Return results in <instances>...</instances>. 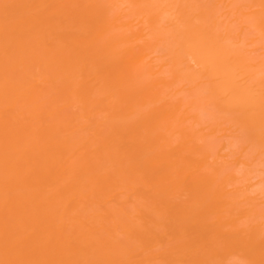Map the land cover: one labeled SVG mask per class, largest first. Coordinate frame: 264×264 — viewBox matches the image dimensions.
Segmentation results:
<instances>
[{
  "label": "bare ground",
  "instance_id": "1",
  "mask_svg": "<svg viewBox=\"0 0 264 264\" xmlns=\"http://www.w3.org/2000/svg\"><path fill=\"white\" fill-rule=\"evenodd\" d=\"M0 264H264V0H0Z\"/></svg>",
  "mask_w": 264,
  "mask_h": 264
}]
</instances>
